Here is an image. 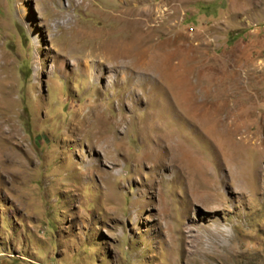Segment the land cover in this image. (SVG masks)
<instances>
[{"label":"rangeland","instance_id":"1","mask_svg":"<svg viewBox=\"0 0 264 264\" xmlns=\"http://www.w3.org/2000/svg\"><path fill=\"white\" fill-rule=\"evenodd\" d=\"M263 116L264 0H0V264H264Z\"/></svg>","mask_w":264,"mask_h":264},{"label":"bare ground","instance_id":"2","mask_svg":"<svg viewBox=\"0 0 264 264\" xmlns=\"http://www.w3.org/2000/svg\"><path fill=\"white\" fill-rule=\"evenodd\" d=\"M144 12H142L143 14H147L148 12V14L146 15V18L144 19V21H147V20H149V19H153L154 17H152L153 16V14L150 12V11H148V10H143ZM82 66H81V70H83V71H88V69H89V66H90V62H88V61H85V62H83L82 64H81ZM214 110H215V112L216 113H223V115H224V117L221 119L222 120V125H226L228 128H230V130L231 131H233V132H236V133H238L239 131H240V129H243L242 127H243V120L241 119V118H244L245 116V114L247 115L249 112H246L245 110H243V111H237V109L235 108H230V109H227V108H224V106L223 107H221V108H214ZM245 112V114H243ZM263 121H264V116H263ZM242 125V126H241ZM262 129H263V132H264V127H262ZM243 130H241L240 132H242ZM264 134V133H263ZM104 143V142H103ZM106 143V142H105ZM166 148H164L163 150L166 152V150H165ZM170 152V151H169ZM171 153V152H170ZM167 154V155H166ZM166 154H164V155H166V156H168V154L169 153H166ZM156 156V155H155ZM162 157H163V155H161V154H159L158 156H156V157H153V160L155 159L156 161H160V159H162ZM169 157V156H168ZM170 159L172 160V161H175L176 162V159H175V154L173 153L172 154V156H170ZM169 160V159H168ZM166 161V160H165ZM164 161V162H165ZM167 163V162H166ZM166 166V165H165ZM190 185V184H189ZM191 187V186H190ZM198 193H199V191H198ZM207 196H209V195H207ZM205 199V198H204ZM196 200V199H195ZM203 200V199H202ZM209 200V199H208ZM203 204L204 205H210V202L209 201H207V200H205L204 202H203Z\"/></svg>","mask_w":264,"mask_h":264}]
</instances>
